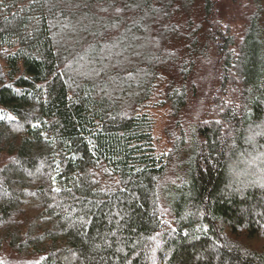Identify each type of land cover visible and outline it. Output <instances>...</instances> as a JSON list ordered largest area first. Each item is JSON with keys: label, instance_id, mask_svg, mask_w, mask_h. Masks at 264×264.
I'll list each match as a JSON object with an SVG mask.
<instances>
[{"label": "trees", "instance_id": "trees-1", "mask_svg": "<svg viewBox=\"0 0 264 264\" xmlns=\"http://www.w3.org/2000/svg\"><path fill=\"white\" fill-rule=\"evenodd\" d=\"M222 1L0 0V264H264L263 0Z\"/></svg>", "mask_w": 264, "mask_h": 264}, {"label": "rangeland", "instance_id": "rangeland-1", "mask_svg": "<svg viewBox=\"0 0 264 264\" xmlns=\"http://www.w3.org/2000/svg\"><path fill=\"white\" fill-rule=\"evenodd\" d=\"M262 15H261V23L262 27H264V0L262 1ZM254 9L252 3L250 1L245 0H224L220 4V10L218 14L221 15L225 21L228 20L235 25L236 30L239 32L242 30L243 21L245 23L246 19H244V14L252 12ZM196 12L198 13V9L196 8ZM241 14V16H240ZM234 18H231V17ZM236 17V18H235ZM211 59L201 60L198 61L197 68L195 72L192 73L194 79V85H197L198 93L197 97L192 99L189 102V107L186 109V114L184 115L185 119L180 123L184 126L185 130H189V127L198 119L201 110H203V97L208 92L207 88L212 80V72L214 70V62L212 60V55L210 56ZM192 80V79H191ZM190 80V81H191ZM163 110H160L157 115L159 116L157 120L156 127L154 129L155 137L158 142L161 144L162 147L168 148L167 139L162 133L163 127L168 123L166 119V115H164ZM185 120V121H184Z\"/></svg>", "mask_w": 264, "mask_h": 264}]
</instances>
